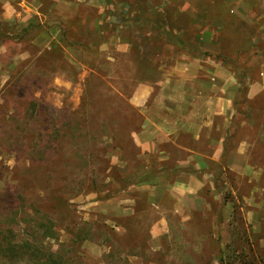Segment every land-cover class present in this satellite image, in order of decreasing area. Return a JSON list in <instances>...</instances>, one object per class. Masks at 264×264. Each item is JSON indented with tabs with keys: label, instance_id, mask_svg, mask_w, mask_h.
<instances>
[{
	"label": "rangeland",
	"instance_id": "1",
	"mask_svg": "<svg viewBox=\"0 0 264 264\" xmlns=\"http://www.w3.org/2000/svg\"><path fill=\"white\" fill-rule=\"evenodd\" d=\"M7 1L21 15L3 20L0 9V246L28 240L76 264H264V147H256L246 174H213L186 222L162 210L170 199L164 185L175 171L158 170L154 162L151 178L143 180L138 149L128 140L141 119L128 99L142 78L156 80L161 72L158 65L141 67L140 55L150 57L164 44L153 39L139 52L144 44L132 29L138 28H128L130 22L116 28L108 0ZM114 1L164 2L169 21L179 27L190 15L189 8L178 9L182 3L206 6L208 29L218 32L227 55L240 20L235 13L226 25L214 18L226 4L243 12L242 0ZM31 23L38 28L23 33ZM56 25L68 43L80 45L62 42ZM237 129L238 137L243 130ZM159 179L164 184L156 205L147 199L151 187L132 186ZM47 220L56 239L42 237L38 224ZM9 255L1 251L0 264H39L28 254Z\"/></svg>",
	"mask_w": 264,
	"mask_h": 264
},
{
	"label": "crops",
	"instance_id": "2",
	"mask_svg": "<svg viewBox=\"0 0 264 264\" xmlns=\"http://www.w3.org/2000/svg\"><path fill=\"white\" fill-rule=\"evenodd\" d=\"M163 3L157 2L153 8L148 7L149 10L156 9L154 13L149 10L147 13H140L142 33H164L165 23L160 18V11L164 9ZM0 4L3 20L21 11V8L16 10L19 6L14 8L9 1L0 0ZM130 5L133 7V3L130 2ZM241 7L243 12L233 4H226L228 15L235 13L243 26L256 25L261 30L264 27V0H255L253 4L242 0ZM26 8L29 11L33 9L27 6ZM187 8L193 11V21L196 19V13H204V8L200 5L197 7L182 3L178 7L180 11ZM252 9H256L255 15L251 14ZM19 14L21 15V12ZM28 17L29 15L22 16L21 20L25 21ZM133 17L136 16L132 12L131 18ZM134 25L138 28V18L131 20V28ZM209 26H212V21L208 20L200 28L196 42L203 46V49L215 54L220 49L216 39L218 32L213 34L215 31L208 29ZM243 26L239 27L240 30ZM192 27L191 24L189 28ZM173 31L181 34V30ZM233 34L236 38L240 31H234ZM214 35L215 42H212ZM157 65L161 72L156 80H140L128 99V104L138 112L141 119L139 127L129 133V138L138 149L136 158L145 171L143 177L150 175L148 170H153L155 163L158 164V170L176 172L164 185L170 199L168 206L163 204L162 210L179 218L180 222H186L196 210L200 191L212 183L214 170L240 176L253 168V136L252 132H245L246 128L253 131V127L241 120L237 127L241 128L243 133L238 137L235 135L229 138V135L235 132L233 120L237 115L234 105L239 91V72L222 66L210 57L185 59L184 56H178L168 64L161 60ZM243 81L247 100L253 101L259 95L264 98V61L258 65L256 71L249 70ZM227 144L231 145L229 149ZM163 145L168 147L163 148ZM177 154L180 156H176ZM159 180L158 184L144 182L133 186L138 189L151 187L152 195L147 199L156 205L160 203L163 192L159 187L164 184ZM152 229H157V226ZM150 232L152 234V231Z\"/></svg>",
	"mask_w": 264,
	"mask_h": 264
},
{
	"label": "trees",
	"instance_id": "3",
	"mask_svg": "<svg viewBox=\"0 0 264 264\" xmlns=\"http://www.w3.org/2000/svg\"><path fill=\"white\" fill-rule=\"evenodd\" d=\"M111 4L110 7V14L113 16H116V21L113 20V25L116 28H123L124 30L128 27L127 23H131L132 21H135L137 18L139 20V26L137 30V34L142 35L140 38V42L144 44V49L139 52L145 51L147 48V42L156 39V43L164 44V47L161 49H154L153 55L148 57L147 55H140V61H141V67L142 65H147V70H151V68H154L155 70L157 68L158 61L165 60L168 64L169 62H172L177 58L178 56H184L185 59L189 58H199V59H205L206 57L212 58L215 62H220V64L224 67H227L228 69H231L232 71L239 72L240 76H238L239 80V91H238V97L234 105L235 113L237 114L234 118V127L235 131H237L239 126V122L241 120H245L247 123H250V125L253 127L252 131V140H253V150L251 154V159L254 157V151L257 146L260 145V147H264V98L260 95L257 96L253 101L247 100L245 98V92H246V86L244 85V77L245 74L249 71H256L258 68V65L264 61V27L259 30V28L256 25H244L239 23L235 27L234 31H240V34L238 37L235 38V40H231L230 44H232V53L230 55H227L219 49L218 53H210L207 50L203 49V46H201L198 42H196L198 35L200 33V29L196 28L195 20L199 19L202 22L198 23L200 27L204 26L206 22H208L209 17L207 14L206 6L203 7L204 15L202 18H199V16L196 13V19L194 18L193 21V11L189 10V21L186 26L179 27L176 24H173L168 19V12L167 9L162 8V11H160V18L161 21L165 23V31L164 33H160L157 31L150 32L148 34L147 31H144L142 33V27H141V20H140V13L146 12L149 10L148 5H145L143 3H134L133 7L127 2H121V1H114L108 0ZM154 7V6H153ZM152 6L150 8H153ZM134 13L136 17L131 18V13ZM149 12H156V9L149 10ZM225 12V13H224ZM233 14L228 15L227 9L222 11L220 15H216L215 18L218 19V21L222 25H226L228 23V17L232 16ZM214 18V19H215ZM194 22V23H193ZM192 24L193 29L189 28ZM49 28H53V26H49ZM242 27L240 30L239 27ZM37 27L38 25H28L27 28H24L23 33H26L29 31L30 28ZM55 27H58L56 25ZM54 27V28H55ZM131 28V27H128ZM174 29L181 30V34L174 33ZM54 30V29H53ZM59 34L61 37L62 42H64L66 45H72L76 44L77 46L80 45L78 41H74L73 43H68L65 30H63L61 27H58ZM132 30V29H131ZM41 32L45 31L46 29H40ZM55 31V30H54ZM142 33V34H141ZM156 33V34H155ZM198 41V40H197ZM53 42V41H52ZM51 42V44H52ZM150 45V43L148 44ZM138 54V53H137ZM156 66V67H155ZM151 67V68H150ZM141 80H147V81H154L155 79L151 78H142ZM107 93L111 97H115L119 99V101L123 102V99L120 98V94L116 92V90L109 88L106 89ZM35 102L31 104V112L35 109ZM32 114V113H31ZM134 129H130L128 132L133 131ZM233 133V131H232ZM233 136H235V133L230 134L229 138L231 139ZM130 140V138H128ZM131 141V140H130ZM231 147L230 144H227V148L229 149ZM113 149V148H112ZM123 150V149H122ZM253 164V163H252ZM218 173V171L213 172V174ZM219 174V173H218ZM151 178V175H146L143 180H149ZM134 184L140 185L141 183ZM39 227L43 228L42 231V237L43 239L46 238H52L56 239L57 234L54 231V223L51 220H47V223H39ZM78 237V236H77ZM81 239L82 238H78ZM42 245V244H41ZM43 249L39 247L38 245H33L30 241L26 240L21 243H12L7 242V245L5 247L0 246V252H6L9 253L11 257H20L25 254H28L29 257H36L39 260V264H76L75 261L70 260L69 261H63V258L61 255H56L54 252L51 251V248L44 247L42 245ZM8 257V256H7Z\"/></svg>",
	"mask_w": 264,
	"mask_h": 264
}]
</instances>
